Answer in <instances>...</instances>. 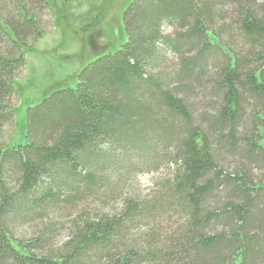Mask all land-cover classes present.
Wrapping results in <instances>:
<instances>
[{
  "label": "trees",
  "instance_id": "trees-1",
  "mask_svg": "<svg viewBox=\"0 0 264 264\" xmlns=\"http://www.w3.org/2000/svg\"><path fill=\"white\" fill-rule=\"evenodd\" d=\"M30 1L0 21V134L44 36ZM123 25L121 48L29 107L23 142L0 144V264H264V0H132ZM163 147L158 196L94 206ZM162 211L178 226L136 237ZM33 221L47 223L22 236Z\"/></svg>",
  "mask_w": 264,
  "mask_h": 264
},
{
  "label": "rangeland",
  "instance_id": "rangeland-1",
  "mask_svg": "<svg viewBox=\"0 0 264 264\" xmlns=\"http://www.w3.org/2000/svg\"><path fill=\"white\" fill-rule=\"evenodd\" d=\"M131 1L48 0L49 4L30 1L29 13L38 16L44 36L34 43V36L28 37V44L34 45L27 51L26 65L14 80V93L9 108L13 113L4 120L0 144L10 146L23 142L24 123L29 107L37 105L55 91L75 88L78 74L85 65L121 48L127 40L123 14ZM18 8L13 0H0V21L4 22L11 16L18 17ZM163 29L165 32L174 30L168 25H164ZM10 43L0 34V54H9L12 46ZM169 57L172 59L170 65L176 69L177 56ZM166 150L163 147L158 152L139 158L140 166L129 181L115 188L118 195L104 194L103 199H93L94 206L104 211H113L119 209L127 198L144 201L158 196L161 183L170 178L172 171L167 159H163L164 154L170 151ZM253 173L255 177H259L261 169H254ZM151 218L148 225L145 223L134 230L136 237L147 235L153 230H158L161 235L165 234L175 229L181 219L176 212L166 214L164 211ZM46 223L33 221L24 224L19 229L20 234L30 237ZM65 227L63 225L55 237L53 243L56 246L66 238Z\"/></svg>",
  "mask_w": 264,
  "mask_h": 264
}]
</instances>
